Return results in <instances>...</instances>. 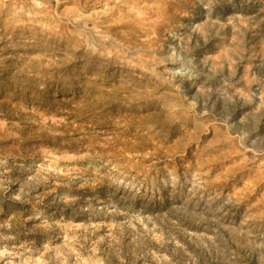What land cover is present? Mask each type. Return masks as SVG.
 I'll list each match as a JSON object with an SVG mask.
<instances>
[{
    "label": "rangeland",
    "instance_id": "obj_1",
    "mask_svg": "<svg viewBox=\"0 0 264 264\" xmlns=\"http://www.w3.org/2000/svg\"><path fill=\"white\" fill-rule=\"evenodd\" d=\"M0 264H264V0H0Z\"/></svg>",
    "mask_w": 264,
    "mask_h": 264
}]
</instances>
